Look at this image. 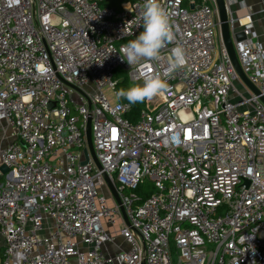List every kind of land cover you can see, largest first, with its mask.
Here are the masks:
<instances>
[{
    "label": "built area",
    "instance_id": "obj_1",
    "mask_svg": "<svg viewBox=\"0 0 264 264\" xmlns=\"http://www.w3.org/2000/svg\"><path fill=\"white\" fill-rule=\"evenodd\" d=\"M104 1L0 0V124L13 139L0 150L1 264H264V46L250 7L224 0L259 95L228 58L215 0H160L176 39L131 66L121 48L143 30L144 0ZM176 45L186 64L170 71ZM116 70L132 84L167 72L170 91L133 114ZM89 118L100 169L90 153L82 164Z\"/></svg>",
    "mask_w": 264,
    "mask_h": 264
},
{
    "label": "clouds",
    "instance_id": "obj_2",
    "mask_svg": "<svg viewBox=\"0 0 264 264\" xmlns=\"http://www.w3.org/2000/svg\"><path fill=\"white\" fill-rule=\"evenodd\" d=\"M142 7L143 30L134 40L129 41L121 48V52L126 58L123 60L130 66L141 60H160L161 50L166 43H171L176 39L169 13L161 5L160 0H144ZM185 64V49L181 45H176L171 49L170 71L181 68ZM168 91H170L168 73L155 72L145 76L142 84L135 83L127 90H119L117 96L126 99L129 104H136L166 94Z\"/></svg>",
    "mask_w": 264,
    "mask_h": 264
},
{
    "label": "water",
    "instance_id": "obj_3",
    "mask_svg": "<svg viewBox=\"0 0 264 264\" xmlns=\"http://www.w3.org/2000/svg\"><path fill=\"white\" fill-rule=\"evenodd\" d=\"M215 1H216L217 11H218V22H219V27H220V36H221L223 46L227 52L228 58L232 64L237 76H239V78L246 85V87L249 88L255 95H259L260 94L259 90L255 86H253L248 81L246 76L243 74V72L240 68L239 62L237 60L235 50H234V41L237 43L241 42L245 39V36L242 32H239V33L235 34L234 39L231 38L230 30H229V24H228L227 10H226L224 0H215ZM236 1L242 2V1H247V0H236ZM191 9H193V6H191ZM260 99L264 105V97H260ZM52 107H53V104H52ZM85 139H86L87 148L84 149L85 161L82 164L83 165L87 164L88 158H89V153H90L92 160L94 161V163L96 164L98 169H100V166H99V163H98V160L96 158L95 151H94V148L92 145V140H91L90 118L88 119L87 125H86ZM7 172H8V168L5 165H0V173L4 175ZM105 180L108 184V187L110 189L111 194L113 195L114 199L116 200V203L120 207V210H121V213H122V216H123L125 222L128 224L127 218L124 214L123 207L121 206L120 201L118 199L114 185L108 180L107 177H105Z\"/></svg>",
    "mask_w": 264,
    "mask_h": 264
},
{
    "label": "crops",
    "instance_id": "obj_4",
    "mask_svg": "<svg viewBox=\"0 0 264 264\" xmlns=\"http://www.w3.org/2000/svg\"><path fill=\"white\" fill-rule=\"evenodd\" d=\"M247 5L251 10L250 19L253 20L255 25V32L259 37L260 42L264 46V0H247ZM245 11L239 13V16L244 17ZM244 20L243 22H245ZM3 125L0 124V150L8 146L12 141V131L8 128L3 130ZM3 239L0 236V264L2 260V249H3Z\"/></svg>",
    "mask_w": 264,
    "mask_h": 264
},
{
    "label": "trees",
    "instance_id": "obj_5",
    "mask_svg": "<svg viewBox=\"0 0 264 264\" xmlns=\"http://www.w3.org/2000/svg\"><path fill=\"white\" fill-rule=\"evenodd\" d=\"M113 79L116 82V91H119L121 89L127 90L129 88V83L126 78L125 73L122 70H117L115 74L113 75ZM119 100L121 102H128L126 99L119 97ZM146 106V101L142 103H136L133 104V114H137L138 111ZM146 189V188H145ZM143 193V190H142ZM143 198H146L151 194L150 187H148L146 190H144Z\"/></svg>",
    "mask_w": 264,
    "mask_h": 264
},
{
    "label": "rangeland",
    "instance_id": "obj_6",
    "mask_svg": "<svg viewBox=\"0 0 264 264\" xmlns=\"http://www.w3.org/2000/svg\"><path fill=\"white\" fill-rule=\"evenodd\" d=\"M125 1H128V0H107V1H104L101 4V6L102 7H110V8H113V9L119 11V4L121 2H125ZM115 72H117V70ZM128 83L130 85L129 87H131L132 85H134L130 81H128ZM154 100H155V97H153L151 100L146 101V105H147L148 108H152V106L154 104ZM145 188L147 189L148 186H145ZM176 259H177V256H176L175 253H173V261L176 262Z\"/></svg>",
    "mask_w": 264,
    "mask_h": 264
}]
</instances>
